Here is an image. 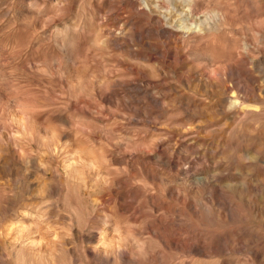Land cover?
I'll list each match as a JSON object with an SVG mask.
<instances>
[{"label":"rangeland","instance_id":"374dc122","mask_svg":"<svg viewBox=\"0 0 264 264\" xmlns=\"http://www.w3.org/2000/svg\"><path fill=\"white\" fill-rule=\"evenodd\" d=\"M0 264H264V0H0Z\"/></svg>","mask_w":264,"mask_h":264}]
</instances>
